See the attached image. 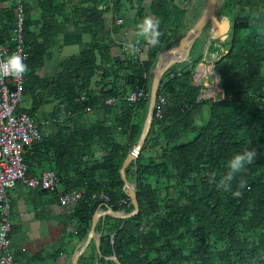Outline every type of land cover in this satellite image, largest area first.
Instances as JSON below:
<instances>
[{"label": "trees", "instance_id": "1", "mask_svg": "<svg viewBox=\"0 0 264 264\" xmlns=\"http://www.w3.org/2000/svg\"><path fill=\"white\" fill-rule=\"evenodd\" d=\"M106 1L37 0L40 28L35 35L23 32L28 74L22 77V97L39 90L57 102L53 115L41 122L29 115L40 130L47 125L54 131L25 149L26 175L48 163L61 191L34 190L53 194L56 204L58 193L81 194L76 205L57 204L62 217L76 221L70 234L76 242L85 240L93 213L104 207L94 195H106L114 212L132 210L118 170L145 119L152 66L179 40L184 23L185 10L173 0H151L147 7L143 0H109L112 7L102 8ZM221 2L218 14L229 20L230 30L213 71L223 97L215 93L197 101L190 54L180 69L164 71L148 132L135 161L124 169L137 213L128 219L98 220L97 253L90 243L91 253H82L76 264H264V0ZM108 13L112 19L106 20ZM146 16L160 20L162 35L155 47L137 39L145 55L136 62L124 54L112 55L110 45L97 39L106 22L110 35L130 25L135 31ZM115 18L122 24L115 26ZM14 20L12 4L0 10L1 44L9 43ZM68 22L77 23L88 36L87 45L62 59L51 80L39 79L35 72ZM95 75L98 91L90 89ZM120 81L129 92L141 89L146 96L133 104L105 106V98L124 96ZM159 97L165 104H157ZM60 106L67 115L60 123L52 122ZM159 108L160 117H155ZM245 149H254L257 158L236 174L231 191H225L219 185L229 171L228 159ZM237 190L240 197L232 194Z\"/></svg>", "mask_w": 264, "mask_h": 264}, {"label": "crops", "instance_id": "2", "mask_svg": "<svg viewBox=\"0 0 264 264\" xmlns=\"http://www.w3.org/2000/svg\"><path fill=\"white\" fill-rule=\"evenodd\" d=\"M150 2L151 0H143V5L147 7ZM204 2L205 0H173V3L178 6V8L185 10L184 23L182 24V30L179 31V37L184 35L189 27L188 24L193 23L199 16L204 7ZM36 3L37 0H23L24 32L34 35L38 32L41 24L40 12ZM10 5L11 0H0V10ZM132 14L133 11L129 12L128 16L132 17ZM104 16L107 20L108 15L105 14ZM149 17L154 18L153 16ZM109 29L110 25L106 22L103 26V30L97 31V39L98 41H105L110 45L112 55L117 56L123 54L119 48V42L121 41L137 43L138 37L135 36V31L131 25L129 28L123 27L117 32H112L110 35H107L106 33L109 32ZM88 40V36L80 31L77 23H66L62 31L54 37V42L47 51L44 64L35 72V75L39 79L51 80V78L60 71V61L66 57L76 55L81 47L87 45ZM203 42L204 40L202 43ZM223 42L224 40L216 41L217 47H214L212 51L209 50V54L216 60L221 52H223ZM202 43L200 48H202ZM176 45L177 41L174 45L171 44L166 49L174 48ZM200 48L199 50H194V54L192 55L193 64H196L197 58H199L202 53ZM193 49L194 43L189 48L188 55ZM140 55L141 59L144 58V51H141ZM170 59L171 56L163 57L161 65L167 64ZM156 60L152 66V70L156 64ZM181 63L182 62H177L169 67L178 70L180 69ZM98 85V78L97 75H95L91 81L90 89L98 91ZM110 86L111 85H108L104 89L106 90L110 88ZM117 86L120 87L124 96L128 94L129 90L123 89L124 86L122 81L118 82ZM203 87L204 89H208L209 87L215 91L214 80H211L210 77L204 79ZM56 103L55 100L48 96V92L45 91L44 93L37 90L28 92L24 95L17 109L23 111L28 117L30 115L32 120L41 122L42 119L49 118L53 115ZM40 131L41 135L46 136L52 133L54 129L47 125H42ZM49 168L50 165L44 162L40 168L35 170L34 175L37 176L42 170H47ZM56 189H59V187L57 186ZM59 191L61 190L59 189ZM7 196L11 211L9 215L10 231L8 235V249L13 257V264H71L72 256L81 247L83 248L84 241L76 242V240L70 236L75 230L76 221H68V218L62 217L64 215L62 214L63 211L55 203L53 194L40 193L39 190L29 191L21 184H17L7 191ZM104 210L103 207L96 209L95 212L101 213ZM103 217L104 216L99 217L97 221ZM98 238V232L93 231L92 238L84 247L82 253L89 254L92 248H94L97 253ZM90 243H92V248Z\"/></svg>", "mask_w": 264, "mask_h": 264}, {"label": "built area", "instance_id": "3", "mask_svg": "<svg viewBox=\"0 0 264 264\" xmlns=\"http://www.w3.org/2000/svg\"><path fill=\"white\" fill-rule=\"evenodd\" d=\"M11 4L15 10V20L11 28L9 43L7 45L0 43V59L5 58L13 52H19L23 56L25 62L27 58V48L23 43V0H11ZM101 7H108L110 9L112 4L107 0ZM108 18L112 19L109 13ZM113 24L119 26L122 24V20L115 18L113 19ZM211 43L212 40L210 39L202 43V53L199 58H197V63L191 74L192 85L199 87L197 101L200 98L212 97L213 89H204L203 87L204 79L210 77L211 80H214V85L216 81V73L213 71L216 59L209 54V45H211ZM127 44L128 43L125 41L119 42L120 51L128 61L136 62L140 57L141 50L136 43L137 50L133 53L127 47ZM200 67L203 69L201 70ZM143 77H145V75H143ZM22 83V78L16 79L12 76H0V264H13L12 255L8 249L10 208L7 191L13 188L18 182L29 190L39 189L41 191L55 190L58 184L56 176L48 170L41 171L37 176L26 175V165L23 162L22 155L25 149L31 144L41 141V134L39 125L34 123L23 111L17 109L22 98ZM202 93L204 95H202ZM145 96L146 94L144 91L140 89L131 91L125 96L107 97L103 100V104L108 107L114 106L118 101H125L133 104L138 99H142ZM157 104H165L164 98L159 97L157 99ZM85 111H88V109L86 108ZM160 114V108L154 112L155 117H160ZM66 115L67 113L64 111V108L60 106L58 115L56 118L52 119V122L60 123ZM93 197H96L98 202L104 206V209H111V203L106 195L98 193ZM81 199L82 197L79 192L72 191L58 193L56 201L60 207H64L73 205ZM118 204H124V201L120 200ZM115 213L122 214V212Z\"/></svg>", "mask_w": 264, "mask_h": 264}, {"label": "water", "instance_id": "4", "mask_svg": "<svg viewBox=\"0 0 264 264\" xmlns=\"http://www.w3.org/2000/svg\"><path fill=\"white\" fill-rule=\"evenodd\" d=\"M221 5H222L221 0H205L202 13L193 23L188 24L189 25L188 29L185 31L184 35L179 38V40L177 41V45L174 48L163 50L157 57L156 64L152 70V76H151L149 92H148L146 115L139 137L137 139L135 146H133L125 156L120 166V169L118 170L120 179L123 184V191L132 206V210L127 214L115 213L111 211V209L109 208H106L101 213L94 212L90 220V226L86 238L84 240L83 248L81 247L72 256L71 264H75L77 257L83 252L84 247L92 238L95 224L99 217L109 216L117 219H128L130 217H133L137 213L138 206L135 199V195L133 193L132 188H130L126 182V179L124 177V169L126 168L129 162L135 161L142 146V143L144 141V138L148 132L152 117L153 106L157 94L159 79L164 73V71L170 65L177 62H184L186 60L188 56L189 48L191 47V45L194 43L195 40L201 38V33L205 28H207V32L211 40H215V41L225 40V38L229 34L230 22L228 19L224 17H220L218 15ZM166 56H171V59L167 64L162 66L161 65L162 58ZM217 77H218L217 74H215L216 81L214 85V89H215L214 92L219 93L220 96L223 97L222 91L217 87L218 85Z\"/></svg>", "mask_w": 264, "mask_h": 264}, {"label": "clouds", "instance_id": "5", "mask_svg": "<svg viewBox=\"0 0 264 264\" xmlns=\"http://www.w3.org/2000/svg\"><path fill=\"white\" fill-rule=\"evenodd\" d=\"M160 20L146 16L135 25V36L142 39L147 47H155L159 44V38L162 35L159 30ZM127 47L135 53L136 43H128ZM28 71V66L24 62L23 56L19 52H13L3 59H0V76H12L20 79ZM257 158V152L254 149H245L242 152L233 153L228 159L229 171L220 180L221 187L225 191H231V182L234 180L237 173L246 170L247 165H251ZM244 185L241 183L240 188ZM236 197L242 195L241 191L237 190L232 193Z\"/></svg>", "mask_w": 264, "mask_h": 264}, {"label": "rangeland", "instance_id": "6", "mask_svg": "<svg viewBox=\"0 0 264 264\" xmlns=\"http://www.w3.org/2000/svg\"><path fill=\"white\" fill-rule=\"evenodd\" d=\"M203 10V9H202ZM201 13H202V11H201ZM200 13V14H201ZM200 14H199V16H200ZM219 15V14H218ZM224 15V14H223ZM198 16V17H199ZM219 16H221V15H219ZM197 17V18H198ZM196 18V19H197ZM207 38H210V36H209V34H208V32H207V28H205L203 31H202V33H201V38L200 39H197L196 40V42H195V44H194V49L191 51V55H193L194 54V50H199V48H200V46H201V43H202V41L204 40V41H206V40H208ZM175 42V41H174ZM216 41L215 40H212V43H211V45H209V50L210 51H212L213 49H214V47H217V45H216V43H215ZM173 44H175V43H173ZM203 50V48H200V51H202ZM185 63V62H184ZM183 63V64H184ZM195 63H197V62H195ZM194 66H195V64H194ZM201 68V67H200ZM203 69V68H202ZM207 86H208V84H207ZM124 90H128V88L127 87H124L123 88ZM208 89H210L209 87H208ZM208 93H210V92H208ZM215 93H217V92H214V91H212V96L215 94ZM202 95H204L203 93H202ZM203 97H205V96H203ZM206 98V97H205ZM27 100V99H26ZM203 112H204V114H205V110H203ZM136 144V143H135ZM135 144L133 145V146H135ZM130 187V186H129Z\"/></svg>", "mask_w": 264, "mask_h": 264}, {"label": "bare ground", "instance_id": "7", "mask_svg": "<svg viewBox=\"0 0 264 264\" xmlns=\"http://www.w3.org/2000/svg\"><path fill=\"white\" fill-rule=\"evenodd\" d=\"M202 70V68H200ZM208 93V92H207ZM76 205V204H75ZM11 212V211H10ZM10 215V214H9ZM10 251V250H9ZM11 253V252H10ZM13 258V257H12ZM14 262V261H13Z\"/></svg>", "mask_w": 264, "mask_h": 264}]
</instances>
